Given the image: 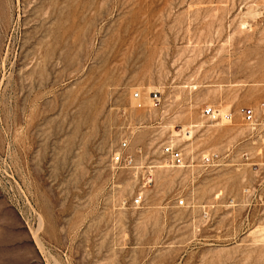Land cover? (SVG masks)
<instances>
[{"label":"rangeland","instance_id":"374dc122","mask_svg":"<svg viewBox=\"0 0 264 264\" xmlns=\"http://www.w3.org/2000/svg\"><path fill=\"white\" fill-rule=\"evenodd\" d=\"M263 104L264 0H0V264H264Z\"/></svg>","mask_w":264,"mask_h":264},{"label":"built area","instance_id":"2783aa9c","mask_svg":"<svg viewBox=\"0 0 264 264\" xmlns=\"http://www.w3.org/2000/svg\"><path fill=\"white\" fill-rule=\"evenodd\" d=\"M133 95H134V97L139 98L140 93H139V91H135ZM151 97L153 99V105L159 106L161 103V99H162L160 92L159 91H152ZM138 105L141 106L142 103L139 101ZM263 109H264V104H263ZM242 111H243L246 119L250 120L251 118L254 117V111H253L252 107H250V108L244 107V108H242ZM203 112L206 115L213 116V117H216V115L219 113L217 111V109H215V107H213L212 105L205 106ZM226 117L231 118V114H226ZM126 145H127V140H123L121 143V146L124 147ZM163 152L166 155V162L167 163H170L171 165H174V166L184 165L185 158H184V155H183L181 148L174 146L172 143L167 142V144H165L163 146ZM205 158L207 160H211L212 156L206 155ZM113 159H114V162L116 164H118L119 162H121L125 159L128 160L129 162L131 161V159L130 158L127 159V157H125V155L121 151H117V153L114 155Z\"/></svg>","mask_w":264,"mask_h":264}]
</instances>
